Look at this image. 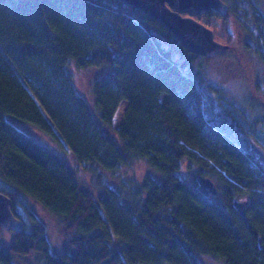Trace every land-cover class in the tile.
I'll list each match as a JSON object with an SVG mask.
<instances>
[{"label": "trees", "instance_id": "16d2710c", "mask_svg": "<svg viewBox=\"0 0 264 264\" xmlns=\"http://www.w3.org/2000/svg\"><path fill=\"white\" fill-rule=\"evenodd\" d=\"M207 17L198 16L216 28ZM253 18L264 33V13ZM0 28V191L24 222L0 243V264L32 255L37 264H264V165L206 115L193 78L204 56L119 0H0ZM75 68L94 71L90 101ZM122 100L124 122L114 127ZM29 126L67 143L97 195ZM139 161L149 168L141 181L106 179ZM185 163L193 180L180 173ZM198 175L218 193H202ZM243 195L245 216L233 204ZM35 203L59 224L57 246Z\"/></svg>", "mask_w": 264, "mask_h": 264}, {"label": "rangeland", "instance_id": "374dc122", "mask_svg": "<svg viewBox=\"0 0 264 264\" xmlns=\"http://www.w3.org/2000/svg\"><path fill=\"white\" fill-rule=\"evenodd\" d=\"M224 1L228 5H232L224 18H218L208 13L202 16L216 20L217 27H211L215 32V38L229 44V48L214 57H201L194 68L193 78L204 90L203 102L206 106V115L215 117L217 127L232 132L245 148L253 150V147L250 146L252 143H256L259 147H256L255 151L258 153L261 150L260 157H264V147L261 145L264 142V33L258 28L253 18V13L256 10H261L264 13V0ZM197 19L200 20L198 17ZM227 31L229 34L224 36L223 33H227ZM6 34L7 30L0 28V45L2 47L4 39L7 37ZM219 35H221L220 38ZM164 40L175 49V55L179 60L183 61L187 58V53L179 50L176 43L166 36H164ZM71 71L77 90L87 101H90L94 71H79L76 68ZM221 95L228 101H221ZM127 105V100L120 102L113 117L114 127L123 124L124 110ZM27 129L41 143L59 154L77 170L81 184L86 185L95 194L98 192L94 177L80 170L79 163L63 139V144L60 145L46 132L39 131L32 126ZM147 171H149L148 166L139 161L129 167L119 169L115 173L106 172V179L112 183H118L121 179L129 177L141 181ZM180 173L188 180H193L195 177V171L190 170L186 163L182 166ZM249 198L248 195L238 197V199ZM34 206L47 221L52 243L57 246L58 242L62 240L59 224L40 205L35 203ZM12 231L2 228L0 243L9 244L12 242L14 238ZM36 259L37 257L32 255L25 259L18 258L15 262L16 264H37ZM208 261L207 259L205 263Z\"/></svg>", "mask_w": 264, "mask_h": 264}, {"label": "water", "instance_id": "95a60500", "mask_svg": "<svg viewBox=\"0 0 264 264\" xmlns=\"http://www.w3.org/2000/svg\"><path fill=\"white\" fill-rule=\"evenodd\" d=\"M138 9L165 25L186 49L194 54L214 57L229 48V44L215 38L214 30L198 20L207 12L220 16L228 14L229 5L224 0H119ZM198 189L205 195H216L218 189L212 178L198 175ZM235 208L245 216L248 199H235ZM0 227L20 232L24 222L11 209V199L0 191ZM206 264H221L209 260Z\"/></svg>", "mask_w": 264, "mask_h": 264}, {"label": "flooded vegetation", "instance_id": "af4514ba", "mask_svg": "<svg viewBox=\"0 0 264 264\" xmlns=\"http://www.w3.org/2000/svg\"><path fill=\"white\" fill-rule=\"evenodd\" d=\"M248 44V43H247ZM250 147H253V150L251 149L250 152L252 154H255V156H257L260 160V162L264 165V157H260V155L262 154L261 150L258 151V153L255 151L256 147H259L256 143H252ZM259 154V155H257ZM250 200V199H248ZM251 203V201H249V204ZM249 206V205H248ZM248 208V207H247Z\"/></svg>", "mask_w": 264, "mask_h": 264}]
</instances>
